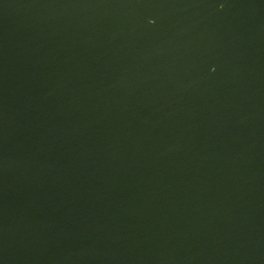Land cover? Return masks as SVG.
Here are the masks:
<instances>
[{"label":"water","instance_id":"95a60500","mask_svg":"<svg viewBox=\"0 0 264 264\" xmlns=\"http://www.w3.org/2000/svg\"><path fill=\"white\" fill-rule=\"evenodd\" d=\"M0 264H264V0H0Z\"/></svg>","mask_w":264,"mask_h":264}]
</instances>
